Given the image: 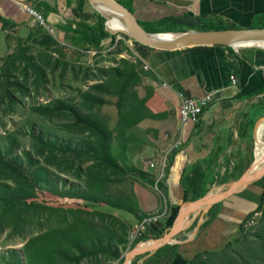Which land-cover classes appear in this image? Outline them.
I'll use <instances>...</instances> for the list:
<instances>
[{"label":"crops","instance_id":"0c3cea01","mask_svg":"<svg viewBox=\"0 0 264 264\" xmlns=\"http://www.w3.org/2000/svg\"><path fill=\"white\" fill-rule=\"evenodd\" d=\"M126 1L140 23H158L171 17L177 20L176 26L183 25V28L176 33L201 31L202 25L218 22L236 27L232 29H253L256 21L264 17V0ZM28 8L43 18L44 25L27 12ZM96 14L86 0H0V59L13 54L18 46L30 52L60 56L65 62L77 65L91 58L87 52H110L114 50L112 35L106 30L105 21L103 28L99 27ZM114 37L115 43H123L133 55L140 57L138 64L143 81L155 90L151 109L167 113L170 119L169 141L151 140L156 145L155 151L143 148L150 142L141 144L140 161L137 156L132 163L140 171L135 174L140 177V187L136 186L135 190L139 202L134 212H122L130 232L140 217L165 211L164 219L144 233L148 240L157 239L166 232L178 208L191 201L180 183L184 171L211 161L206 168V185L214 183L205 195L212 191L216 195L225 190V184L220 185L218 177L238 172L240 163L249 159L248 142L256 145L260 129L264 135V110L257 107L264 94H255L264 85V50L243 48L229 52L225 46H200L164 51L136 46L122 36ZM180 95L195 99L210 96V105L195 124H180ZM252 120L256 122L254 128L247 137H240L247 122ZM178 138L181 144L166 158L164 177L158 182L159 189L155 188L163 193L158 198L143 188L149 182L154 186L158 175V168L150 169L149 162L158 156L162 147L169 148ZM148 155L153 157L145 162L141 156ZM261 186V183L250 184L233 198L229 199L230 196L213 205L201 220L196 217L191 227L169 244L176 247L171 260L166 259L169 253L165 258V252L159 260L154 259L159 249L136 257V264H183L184 260H193L199 254L202 257L195 264L216 263L222 253L234 249L235 245L231 248L226 245L241 235V224L260 203Z\"/></svg>","mask_w":264,"mask_h":264},{"label":"rangeland","instance_id":"374dc122","mask_svg":"<svg viewBox=\"0 0 264 264\" xmlns=\"http://www.w3.org/2000/svg\"><path fill=\"white\" fill-rule=\"evenodd\" d=\"M119 51L123 53L121 54ZM119 51L111 50L105 54L90 56L91 58L85 63L77 65L65 62L60 56H52L43 52H30L18 46L13 54L0 59V150L6 152L7 149L13 147L12 156L6 153V157L10 160L18 157L24 167L31 169L32 178L40 176L41 179L37 186L39 190L34 196L38 205L34 209L25 211L23 217L18 218V220L12 217L3 218L5 227L0 226L1 252L14 248L23 255V250L30 239L52 230L67 232L69 229H80V232H86L92 238L96 234H103L104 236L107 234L108 237L113 238V244H117L116 237H122L127 242L128 248L130 247L127 239L129 231L122 218L123 211H109L104 207L103 202L97 204L79 197H63L62 192L67 191V189L74 192V185L83 186L84 184L85 176L77 172L75 166H72L74 165L73 160H76L75 154L71 152L58 153L55 160L53 157H49V153H47L46 156H39L35 159V162L32 163L33 169L25 155V152L34 146L31 137V123H40L38 121L39 116L32 111L34 106L47 104L54 100L69 101L73 104L79 103L80 94L86 92L90 86L96 83L99 70L112 68L123 59L131 60L134 63L135 56L127 47L122 45ZM15 60L19 61L16 62ZM136 85L135 90L139 98L146 99V107L150 113L156 114L157 117L147 118L130 129V134L137 140L130 143L128 151V159L132 163L137 156L140 161L142 143L150 142L143 148L155 151L156 145L151 140L159 139L164 143V141L170 140L169 134L171 133L170 119L167 113L154 112L151 109L150 100L155 94V90L144 83L143 77L141 83ZM8 92L13 93V96L18 100L14 112H11L10 100L5 95ZM105 99L107 104L99 110L100 117L106 127L113 129L119 116L116 106L117 99L110 96H105ZM63 120L64 117L52 121L44 119L41 124L43 131L51 139H58L67 148L69 142H76L79 135L75 132L69 133L64 127L67 122ZM70 124L72 123L70 122ZM35 131L40 130L36 127ZM175 140L172 143H175ZM262 141L264 143V135ZM167 148L168 146L162 147V150ZM256 151L257 149L254 148V159ZM141 157L147 162L153 155ZM255 160L258 161V159ZM229 164L232 166L231 162ZM43 167L47 169V172L42 171ZM77 174L81 177L79 178ZM136 175L127 173L123 176L122 182L110 187L111 196L126 195L127 198L132 195L133 198L130 202L135 204V208L139 202L136 199L135 190L137 189L136 186L140 184V177ZM2 176L3 174L0 173V177ZM228 179L227 176L218 177V182L220 185L225 184L224 188L226 189L228 184L232 182H229ZM9 182L14 183L13 180H9ZM256 183H261L260 190L261 192L264 191V179ZM148 186L143 185V188L151 191L158 198L159 196L162 197V191L155 190V186L151 182ZM157 188L159 189V186ZM212 193L213 191L209 194ZM3 213L4 209L0 208V217ZM165 215L166 213L161 220L164 219ZM263 219L264 212L255 225L247 227L246 235L241 238V242L235 244L234 249L230 252L222 253L219 261L213 264H264V246L261 238L257 237L262 231ZM87 248L92 252L88 253L81 264H119L113 261L104 250L97 247L93 248L90 244ZM128 251L120 250L121 258L124 259Z\"/></svg>","mask_w":264,"mask_h":264},{"label":"trees","instance_id":"16d2710c","mask_svg":"<svg viewBox=\"0 0 264 264\" xmlns=\"http://www.w3.org/2000/svg\"><path fill=\"white\" fill-rule=\"evenodd\" d=\"M115 1L131 10L126 0ZM97 17L99 27L103 28L104 19L98 15ZM176 22L178 21L171 17L158 23L148 24L141 22V24L147 31L152 33H170L177 32V30L183 28V25L176 26ZM256 22V25L254 24V27H252L253 29H264V17L259 18ZM232 28L236 27L221 22L200 27L201 30ZM112 38L113 43L111 46L117 52L123 43H115V37L112 36ZM125 39L129 40L128 38ZM134 44L150 48L137 42H134ZM227 50L232 52L230 48H227ZM119 53L122 54L123 52L119 51ZM15 61L18 62L19 60ZM91 80L94 81L93 79ZM141 80V67H139L138 61L133 63L131 60L123 59L112 68L99 70L98 78L95 80L96 83L90 86L86 92L80 94L79 103L73 104L69 101L54 100L43 105L36 104L32 111L39 116L38 121L40 123H31V137L34 146L25 152L32 169L34 168L32 163L39 156H46L49 153V157H53L56 160L58 153L71 152L76 155V160H73L74 165L72 166H75L77 172L85 176L84 184L83 186L74 185V192H70L68 189L62 192L63 197H79L97 204L103 202L102 204L109 211L122 210L126 213L134 212L135 204L130 202L133 196L129 195L127 198L126 195H121L120 197L111 196L110 187L122 182L124 180L123 176L127 173L132 175L140 174V171L128 159L130 143L137 141L130 134V129L147 118L157 117L156 114L150 113L146 107V99L139 98L135 90L136 84L141 83ZM255 94H264V85ZM5 95L10 100L11 112H14L18 100L11 92ZM105 96L117 99L116 106L119 116L118 122L113 129L106 127L99 113L101 107L107 104ZM257 107L258 110H264V96L257 104ZM59 117H64L63 121L67 122L64 127L69 133L75 132L79 135L77 141H70L67 148L58 139H51L42 129V120L47 119L52 121ZM255 124V120L247 122L242 134L240 133V137H247ZM36 127L40 131H35ZM254 147V142L249 141V159L245 163H240L238 172L233 171V173L227 176L229 182L237 180L245 169L253 163ZM13 150V147L7 149L6 152L0 150V173L3 174L0 177V208L4 209V213L0 217V226L3 228L5 227L3 225V218L12 217L18 220V218L23 217L25 211L34 209L38 205V201L34 200V196L39 190L37 188L38 183L41 182L40 176L32 178L31 169L24 167L18 157H14L11 160L6 157V153L12 156ZM210 164L211 161L207 163L202 162L183 172L180 183L190 194L191 201L205 196L213 186L214 181L209 183V186L206 185V168ZM42 171L47 172V169L43 167ZM78 177L80 178L81 176L78 175ZM9 180H13L14 183L9 182ZM263 195L264 191L261 193L262 199L256 209L241 224V235L235 240L230 241L226 245V248H231L233 245L240 243L241 238L246 235L247 222L255 212L264 207ZM234 196L232 195L229 199ZM213 216L214 213L211 212V217ZM143 217H140V219ZM168 225L170 226L171 223ZM262 226V231L257 237L261 238L262 245L264 246V219ZM79 230L69 229L67 232L52 230L40 234L29 240L23 250V255L19 250L14 248L8 249L5 252L0 251V264H81L88 253L92 252L89 251V247L87 248L89 244L93 248L97 247L104 250L111 256L113 261L122 264L123 258H121L120 250L126 252L140 242L150 239L147 236H143V234L137 242L128 248L127 242L122 237H116L117 244H113V238L108 237L107 234L105 236L103 234H96L92 238L86 232H80ZM152 236L157 237L154 233ZM175 250V246L168 244L165 248L157 251L153 258L159 260V256L165 252V258L166 254L169 253L166 258L169 261L173 258ZM200 257H202V254L197 255L193 260H184L183 264L198 263ZM131 264H136V259Z\"/></svg>","mask_w":264,"mask_h":264},{"label":"water","instance_id":"95a60500","mask_svg":"<svg viewBox=\"0 0 264 264\" xmlns=\"http://www.w3.org/2000/svg\"><path fill=\"white\" fill-rule=\"evenodd\" d=\"M92 9L105 21V27L112 36L121 35L130 41L140 43L153 49L173 51L200 46H225L234 51L243 48H256L264 50V29H222L201 30L172 33L175 37H167L169 33H152L147 31L135 14L115 0H86ZM109 21H116L120 30H110ZM258 141H256L257 149ZM264 179V156L254 162L235 181H232L222 192L207 194L200 199L186 202L176 211L171 225L161 238L142 241L129 250L124 256L122 264H131L136 257L153 254L165 248L175 240L180 233L191 227V223L199 216L201 220L204 213L213 205L228 199L252 183ZM213 196L208 199V197ZM195 214H194V213ZM191 214L192 215L191 217ZM201 222L198 221V227Z\"/></svg>","mask_w":264,"mask_h":264},{"label":"built area","instance_id":"2783aa9c","mask_svg":"<svg viewBox=\"0 0 264 264\" xmlns=\"http://www.w3.org/2000/svg\"><path fill=\"white\" fill-rule=\"evenodd\" d=\"M27 12L34 16L37 21L44 25L43 18L39 16L35 11H33L31 8L27 9ZM124 38V37H122ZM130 41V40H129ZM132 42V41H131ZM99 53L95 52H87V55L93 57L98 55ZM134 62H139L140 57L136 54ZM235 82L232 80V85H234ZM211 103L210 96H205L200 99L185 97L180 95L179 96V108H178V118L181 125H187V124H195L199 117L201 116L202 112L208 108V106ZM181 144L180 138L168 149L161 150L158 156L153 159L151 162H149L150 169H153L155 167L158 168V175L155 179L154 186L158 185V182L161 180V178L164 175L165 165H166V158L169 156L170 152L173 149H176ZM264 212V207L255 212L252 218L247 222L246 227H251L255 225V223L262 217V214ZM164 212H160V214H153L148 215L140 219L137 223L134 224L131 231L128 234V244L131 246L135 242L139 240V238L146 232V230L151 227L154 224H157L161 221L162 217L164 216Z\"/></svg>","mask_w":264,"mask_h":264},{"label":"bare ground","instance_id":"6f19581e","mask_svg":"<svg viewBox=\"0 0 264 264\" xmlns=\"http://www.w3.org/2000/svg\"><path fill=\"white\" fill-rule=\"evenodd\" d=\"M107 26H108V28L110 29V30H113V31H116V30H120V25L116 22V21H109L108 23H107ZM165 36H167V37H175V35H172V33H169V35H165ZM261 46L264 48V44H261ZM247 49H249V48H247ZM251 49V48H250ZM165 100V99H164ZM171 114V113H170ZM168 115V114H167ZM262 136H263V134H262V131H261V129L258 131V133H257V138H258V148H257V151H256V159H258V160H261L262 159V157L264 156V149H263V147H262ZM174 151V150H173ZM184 169V168H183ZM165 172V171H164ZM164 177V176H163ZM154 179V178H153ZM222 192V191H221ZM220 193V192H219ZM209 195V194H208ZM211 195H214V194H211ZM211 197H213V196H210V197H208V199L209 198H211ZM144 236V235H143Z\"/></svg>","mask_w":264,"mask_h":264}]
</instances>
